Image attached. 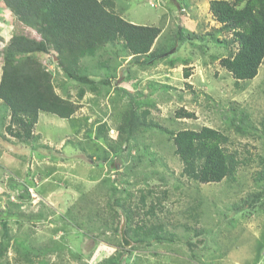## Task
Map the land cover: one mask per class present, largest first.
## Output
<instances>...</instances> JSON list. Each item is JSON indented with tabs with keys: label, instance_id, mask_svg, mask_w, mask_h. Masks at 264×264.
Segmentation results:
<instances>
[{
	"label": "rangeland",
	"instance_id": "374dc122",
	"mask_svg": "<svg viewBox=\"0 0 264 264\" xmlns=\"http://www.w3.org/2000/svg\"><path fill=\"white\" fill-rule=\"evenodd\" d=\"M210 1L115 0V12L126 21L161 29L152 50L168 54L150 64L140 57L138 65L121 44H110L102 57L82 59L95 82L109 74V86L97 85L100 94L67 79L51 55H37L52 73L57 94L79 107L69 119L41 114L33 129L37 141L11 137L9 116L0 127V240H10L0 264H17L20 241L35 246L33 264H101L115 253L119 237L125 238L122 218L114 232L104 228L97 213L112 187L119 189L117 196L132 194L133 205L143 193L146 205L135 222L161 224L162 234L172 236L168 243L137 245L122 264H264V194L246 201L260 191L253 176L264 164V61L253 80L234 85L219 65L226 50L216 43L230 35L218 32ZM177 26L196 38L174 42ZM13 36L40 39L0 2V78L1 53ZM103 61L107 67H97ZM185 68L191 74L187 79ZM180 108L193 117L178 118ZM146 110L145 120L165 130L205 126L223 132L228 150L246 164L238 167L234 181H187L167 134L155 127L138 126L134 137L120 142L117 131L123 124L126 130L125 119ZM231 120L248 133L240 135ZM21 155L25 158L16 162ZM151 205L154 215H144ZM67 213L77 230L64 218Z\"/></svg>",
	"mask_w": 264,
	"mask_h": 264
},
{
	"label": "trees",
	"instance_id": "16d2710c",
	"mask_svg": "<svg viewBox=\"0 0 264 264\" xmlns=\"http://www.w3.org/2000/svg\"><path fill=\"white\" fill-rule=\"evenodd\" d=\"M0 2L23 26L32 29L40 37L35 40L25 36H13L1 53L0 127L9 116L7 133L19 141H37L33 129L41 114L69 119L79 107L78 103L57 94L52 73L39 62L37 55H51L67 79L88 85L92 92L100 94L97 85L109 86V74H106L102 81L95 82L91 76L85 74L88 68L81 65L82 59L102 57L110 44H121L125 54L131 57V62L138 65L143 64L139 62L140 57H146L150 64L168 54V51L152 50L161 29L126 21L115 12V0ZM178 5L180 6V3ZM209 11L214 21L220 25L218 32L230 35L229 39L216 40V43L226 50V55L219 58V65L232 77L236 87L239 83L253 80L264 61V0H212L209 3ZM194 38L196 36L193 32H186L177 26L173 41L183 44ZM105 63L99 62L97 67H107ZM168 63L173 65L171 60ZM190 75L189 68H185L184 78L187 79ZM84 93L80 90L77 97L82 98ZM148 113V110L141 115L132 113L125 119L126 130L123 124L117 131L120 142L134 137V132L139 130L138 126L155 127L167 134L173 145V155L181 164V176L187 181L196 184L234 181L238 167L246 164L247 159L241 160L236 151L228 150L229 138L223 132L205 126L198 130H165L157 124H149L145 120ZM176 116L187 119L193 117V113L180 108ZM230 124L240 135L248 133L240 126H235L232 120ZM104 128L102 125L101 129ZM123 133L125 137L122 136ZM0 137L3 138L1 133ZM261 166L253 176V181L260 191L249 195L246 201L250 198L257 201L264 194V164ZM109 192L104 208L99 209L97 213L100 217L103 216L101 222L104 228L110 227L114 232L118 231L122 218L125 239L132 243V246L124 247L119 237L115 253L101 260V264H122V258L126 254L130 255L137 245L150 247L153 243L171 242V234H162L164 231L161 224L147 227L145 223L135 222L137 214L141 213L146 205L143 193L139 196V204L133 205L129 201L132 194L125 192L124 196H117L119 189L116 187L110 188ZM236 209H239L238 206ZM154 211L155 206L151 205L144 215H154ZM68 215L67 213L64 218L77 230L74 217ZM193 218L197 220L199 216L196 214ZM9 243V239L0 240V261L5 257ZM16 248L17 264L34 263L37 257L35 246L20 241Z\"/></svg>",
	"mask_w": 264,
	"mask_h": 264
},
{
	"label": "crops",
	"instance_id": "0c3cea01",
	"mask_svg": "<svg viewBox=\"0 0 264 264\" xmlns=\"http://www.w3.org/2000/svg\"><path fill=\"white\" fill-rule=\"evenodd\" d=\"M9 141H11V142H13L12 140H9ZM1 146V145H0ZM2 147V146H1ZM26 149V147H25V145L23 146V148L21 149L22 151L23 150H25ZM23 158H25V156L24 155H21V160H19L18 158L16 159L15 158V160H16V162H19V161H22L23 160ZM20 163H22V162H20ZM9 172V171H8ZM3 173V172H2ZM3 175H5V172L3 173Z\"/></svg>",
	"mask_w": 264,
	"mask_h": 264
},
{
	"label": "water",
	"instance_id": "95a60500",
	"mask_svg": "<svg viewBox=\"0 0 264 264\" xmlns=\"http://www.w3.org/2000/svg\"><path fill=\"white\" fill-rule=\"evenodd\" d=\"M121 240H122V244L123 246H127V244H129V242L123 237V235L121 236Z\"/></svg>",
	"mask_w": 264,
	"mask_h": 264
}]
</instances>
